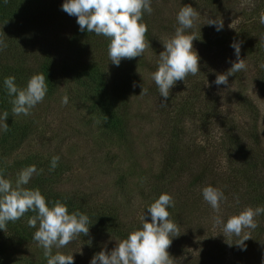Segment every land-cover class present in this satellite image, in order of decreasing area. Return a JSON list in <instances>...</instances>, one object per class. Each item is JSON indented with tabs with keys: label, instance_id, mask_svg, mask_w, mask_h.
<instances>
[{
	"label": "rangeland",
	"instance_id": "obj_1",
	"mask_svg": "<svg viewBox=\"0 0 264 264\" xmlns=\"http://www.w3.org/2000/svg\"><path fill=\"white\" fill-rule=\"evenodd\" d=\"M191 2L190 6L198 13L195 22L204 21L206 17L217 19L223 24L221 35L228 37V34H233L234 37H242L245 41L253 42L250 48L239 53V59H244V57L240 58V55H248H244L247 57L244 59L246 68L237 72V78L227 76V84L217 85L214 81L217 75L227 74L224 68L229 61L232 63L237 61L236 56L232 58L235 54L229 50L230 44H226L227 55L222 57L220 64L216 62L215 72L209 65L198 73L197 77L196 74L194 76L197 83L205 82L206 87L212 86V92L218 96V105L222 109V115H217L218 122L231 119L234 121L233 124L239 125L243 131L255 130L261 146L258 152H263L264 39L261 36L264 35V24L260 23V14L264 12V0H230L218 9L220 12L217 13L211 12L214 8L198 3L199 0ZM157 4L162 6V14L167 16L166 20L169 18L172 20L176 18L182 0H160ZM211 27L215 29L214 25ZM193 33L190 29L185 32L190 35ZM52 40L55 41V37L50 38V41ZM145 62V69L138 67L134 82L125 92L130 108L128 135L123 137L114 135L111 138L108 136L107 139L104 130L100 127L103 120L95 115L91 101L80 96L78 86L73 82L63 81L59 89L51 97L44 98L29 115L17 116L12 112L9 113V119L5 121L9 126L8 131L0 133V173L14 186L17 173L24 168L21 165H26L23 161L25 155L28 158V154L32 151L41 150L42 152H38L37 155L38 159H42L41 163L38 164L34 160L30 165H38L39 173L44 175L42 178L48 179L45 171L47 163L51 156H58L57 166L62 172L58 178L56 177L52 189L55 193L71 196L73 193L80 195L84 191L89 195L91 204L101 206L104 204L101 212L111 208V211L118 215L117 225L112 231L89 226L87 235L79 234L66 246L52 249L53 254L56 252L64 255L73 254L74 264H89L93 255L101 250L111 251L119 240L127 237L131 229L141 225L140 216L143 212L147 214L146 208L151 204L150 195L160 191L161 188H164L162 193L169 194L173 199L174 204L170 208L174 211H182L185 213L183 215H189L181 222L183 228L181 237L184 236L182 243L186 245L178 248L171 244L166 250L173 264H193L192 261L199 258L206 264H231V259L235 257L233 249L241 251L236 245L240 239L235 235L226 234L223 231V223H215V218L219 217L222 221H226L229 216L236 215L247 207L254 209L255 206L250 194L246 196L240 191L241 195H239L234 193L235 188L225 187L223 177L232 176V164L238 158L223 154L225 152L224 150L221 152L222 147L217 149L221 152L219 160L214 157L218 154L214 146H219L220 141H217L218 145H214L213 140L219 138L221 126L212 121L202 129L201 124H198L200 111V115L192 117L194 119L192 124L188 123L185 127V132L191 133L185 141L190 144L196 143L198 150H203L204 156L211 157V165L215 168L217 176L207 182H200L201 186L196 187L190 185L185 176H180L182 177L180 180L177 178L169 187L159 182L158 175L162 169L161 114L156 111L154 98L148 95V91L147 94L140 95L141 86L148 88L153 83L151 74L147 73V66L153 62V58H148ZM140 65L143 66L142 63ZM176 84L179 83L176 82L170 89L168 98L166 100L162 98L166 107L188 94L192 95L188 88H180ZM64 96L68 97L67 104L62 103ZM202 116V122H205L204 114ZM25 128L29 130L27 137L18 140L20 133L17 131ZM107 159H113L111 166ZM118 175L123 176L124 182L121 186L117 185ZM171 177L175 179L179 174L174 176L173 173L165 181ZM31 180L25 187L30 186ZM202 185H211L221 190L224 187L226 199L221 203L218 212L203 200ZM153 186L155 188L152 192ZM198 196L196 202L193 197ZM158 197L159 195H155L154 200ZM182 203H186L189 207L181 209ZM195 204L196 208L195 206L193 208ZM191 209L192 213H189ZM167 210L170 213L171 209ZM29 218L30 216L24 215L15 222H9V225L7 224L6 228L0 231V236L7 235L6 240L10 239L5 243L0 237L2 239L0 248L5 251L0 256V264H47L43 248L32 238L35 228L28 226ZM146 219L150 222V217L147 215ZM192 219V225L197 227L194 233L189 228ZM23 226H26L25 231H22ZM261 229L264 231V218ZM247 231L248 229H244L241 235L243 236Z\"/></svg>",
	"mask_w": 264,
	"mask_h": 264
},
{
	"label": "trees",
	"instance_id": "obj_2",
	"mask_svg": "<svg viewBox=\"0 0 264 264\" xmlns=\"http://www.w3.org/2000/svg\"><path fill=\"white\" fill-rule=\"evenodd\" d=\"M158 1L160 2V0H152L151 14L145 13L143 15V22L147 26L145 40L146 43H149V47L145 48L140 57L122 59L120 65L116 67L112 65L108 58V39L87 31H79L76 18L61 10L63 0H0V41L4 45L0 47V112L7 111L8 117L9 113L12 112V104L10 103L12 97L8 95L7 89L3 86L5 77L14 76L16 85L24 87L32 75L43 74L47 79L46 83L49 82L45 99L51 97L63 81L73 82L78 86L80 96H84L91 101L93 106L91 107L96 113L95 115L102 118L103 121L100 127L104 130L103 133L107 139L108 136L111 138L114 135L120 137L128 135L130 108L125 92L130 84L134 82V77L138 74V67L140 66L142 70L145 69V60L153 58V62L147 66V73L151 74L156 70L158 55L163 51V44L174 34L175 28L179 26L176 18L166 20L167 16H163V8L160 4H157ZM191 1L182 0L180 7L190 5ZM199 1L196 0L198 3H203V6L214 8L211 12L217 13L220 12L218 9H221L230 0ZM208 19L210 17H206L204 21H193L190 29V32H194L192 34L194 38L192 42L193 50L199 57V72L196 73V77L209 65L212 71L215 72L216 62L220 64L222 57L227 55L226 44H238L240 52L243 53L253 43L250 40L245 41L242 37H234L233 34H228V37L227 35H221V31H216L214 27L207 25ZM53 37H55V41H50V38ZM228 47L234 54V49L230 45ZM244 55L248 56L243 54V56L240 55V58L244 57L246 59L247 57ZM235 56L233 55L232 58L234 59ZM231 66L232 62L229 61L224 71L228 73ZM237 74L236 72L231 76L236 77ZM194 75L189 74L184 81H177L179 84H176L180 88H188L192 95L188 94L169 107L164 105V100L160 97L154 81L150 87H146L149 92L148 95L154 98L156 111L161 114L163 135L160 140L162 169L158 175L160 177L159 182L169 187L174 184L177 178L180 180L182 178L180 176H185L188 178L189 184L196 187L201 186L200 182H207L210 178L214 179L217 176L215 168H212L211 165V157L204 156L202 154L203 150H198L196 143L190 144L185 141L191 136L189 131L185 132V127L188 123L192 124L194 120L192 117L200 115L201 111L198 124H201L202 129L206 128L209 122L212 121L214 124H220L221 126L219 138L213 140L214 145H218L217 141H220L219 146H214L215 151L218 153L214 157L219 160L220 153L224 150L225 153L223 154L238 158L232 164V176L223 177L225 187L235 188L234 193L239 195H241L240 191H243L246 196L250 194L255 204L254 209L258 206L264 207V151L258 152V149L261 148L258 134L255 130L243 131V128L233 124L234 121L231 119L229 121L223 119L218 122L217 115H222V109L218 105V96L212 92V86L208 85L206 87V83L203 81V83H197ZM162 101L163 104H161ZM39 104L34 108H37ZM159 107H162V109L158 110ZM203 114L206 118L205 122H202ZM207 120L209 121L207 122ZM26 128L17 131V133H20L18 140L27 137L29 130H26ZM218 147H222L221 152H218ZM37 151L42 152L41 150ZM38 152L32 151L28 154V158L25 155L23 161L26 165L21 166L26 167L34 160L38 164L41 163L42 159L37 157ZM50 160L46 166L47 170H45L49 178H42L44 175L40 173L38 175L34 174L28 188H38L46 201L55 202L60 200L62 203H66L69 212L79 210L88 215L90 227L112 231L117 225L118 215L114 214L111 208L101 212L104 204H102L103 206L91 204L92 201L89 195L84 191L80 195L73 193L71 196H63L52 190L56 177L58 178L62 171L58 166L50 171ZM106 161L110 166L113 163V159H107ZM16 165L19 164L16 163ZM35 166L38 168V165L35 164ZM173 173L174 176L179 174V177L175 179L171 177L165 181ZM122 177V175L117 177L116 181L119 186L124 182ZM154 188L153 186L152 192ZM159 190L150 195L152 198L151 203L154 202V196L160 195L164 188ZM222 191L224 192V187ZM194 192L193 190L192 193ZM193 198L197 202L196 199L199 196ZM180 206L181 209L189 207L186 203H182ZM194 206L196 208V204L193 205V208ZM169 209H171L169 219L178 226V236L172 238L171 244L183 248L186 244L182 243L184 236L181 237V230L183 229L181 222L189 215H183L185 213L178 212V210L174 211L173 208ZM192 209L189 213H192ZM24 215L32 217L35 213L27 212ZM263 218L264 213L254 217L257 227L248 229L243 234V236L247 234L249 239L243 242L244 250L233 249L235 257L231 259V264H264V231L261 229ZM190 222L191 226L189 228L194 233L197 227L192 225L193 219ZM25 227H22V231H25ZM140 227L141 225H136L133 230ZM33 230L36 231V229ZM133 230L131 229L130 232ZM243 236L241 235L238 239ZM0 237L3 238L5 243L10 241V239L6 240L7 235ZM239 247L241 248V246ZM4 252L1 247L0 256ZM192 263L206 264L201 258L193 260Z\"/></svg>",
	"mask_w": 264,
	"mask_h": 264
},
{
	"label": "clouds",
	"instance_id": "obj_3",
	"mask_svg": "<svg viewBox=\"0 0 264 264\" xmlns=\"http://www.w3.org/2000/svg\"><path fill=\"white\" fill-rule=\"evenodd\" d=\"M152 0H63L61 10L76 18L79 31L104 36L108 39L107 54L112 65L118 67L122 59L140 57L145 48L147 26L143 22L145 13L151 14ZM198 13L190 5L181 6L176 14L178 27L174 34L163 44V51L158 55L156 70L151 73V79L157 86L160 97L166 100L170 89L177 81H184L189 74H196L198 69V54L193 50V36L185 34L191 29ZM260 23L264 24V12L260 14ZM207 25L215 26L216 31L223 28L222 21L208 19ZM264 39V35L261 36ZM0 41V47H3ZM234 49L237 61L232 63L228 73L217 75L214 83L227 84V76L246 68L244 59H239L240 47L230 44ZM43 74L32 75L24 87H18L14 76L3 79V86L12 97V113L14 115H29L31 109L43 102L48 83ZM135 86V85H134ZM141 94H147V89L141 86ZM62 103H68V97L62 98ZM163 104V101L162 103ZM8 112H0V133L7 132L9 126L5 122ZM59 162L58 156L50 160L49 170H54ZM39 171L35 165H28L17 173L15 185L0 173V231L9 222H15L27 212L35 215L28 219V226L35 228L33 240L43 248L47 264H74L73 254H53L52 249L62 248L69 244L77 235H87L89 232L88 215L75 210L69 212L67 204L60 200L46 201L38 188L25 187L33 174ZM203 200L214 210L219 211L221 203L226 199L224 192L211 185L201 189ZM174 204L172 197L162 193L147 208V214H141L139 229L128 233L119 240L109 252L101 250L93 255L89 264H173L166 251L173 237L178 236V226L169 219L168 208ZM51 205V206H50ZM264 213V207L255 209L247 207L236 215L229 216L226 221L219 217L215 223H223V231L229 235L241 237L244 229L257 227L254 217ZM150 217V222L146 219ZM249 237L245 234L236 245L244 250L243 242Z\"/></svg>",
	"mask_w": 264,
	"mask_h": 264
}]
</instances>
